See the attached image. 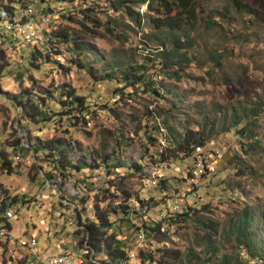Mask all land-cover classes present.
Listing matches in <instances>:
<instances>
[{"label":"rangeland","instance_id":"obj_1","mask_svg":"<svg viewBox=\"0 0 264 264\" xmlns=\"http://www.w3.org/2000/svg\"><path fill=\"white\" fill-rule=\"evenodd\" d=\"M23 2L25 3L23 9H19L17 3L13 4L15 8L18 7L16 17L31 13L46 29L49 36L52 30L62 27L68 32L77 34L78 24L93 30L78 13L85 6L76 0L62 6L50 0H23ZM235 2L247 6L254 12L255 17L239 11ZM5 3L6 0H0V5ZM95 4L98 6L97 14H102L99 17L104 27L97 30L96 38H91L89 35L84 37L94 46L95 51L91 53L102 57L99 62L90 64L93 70H98L102 61L111 58L120 59L125 64H141L147 57L152 58L154 50L151 49L154 44L149 42L148 47L144 45L149 32L146 22H141V25L137 26L119 13L107 11L103 0L95 1ZM88 5L89 1H86V6ZM196 7L198 14L193 36L197 45L191 52L195 56L194 62L184 70L188 77L182 78L179 82L163 76H159L156 80L167 88H175L176 92L183 96L177 97L180 101L178 104L171 95H166V100H160L143 93H137L129 99L130 95H126L123 90L122 94L117 92L115 94V88L122 89L121 84L117 85L108 80L93 81L85 68L72 66L69 63L73 55L70 56L66 51L67 47L61 44L52 46L54 48L50 52L40 51L41 54L47 52L49 62L30 61L29 57L34 46L19 40L16 25L10 27L4 21L0 22V50L4 60L0 61L2 65L0 150L7 152L8 157L12 159L13 153L6 146L16 137L22 136L23 141L24 139L32 141L35 137L40 139L64 137L78 142L85 155L100 152L108 157L114 155L125 163L137 162L143 166L141 174H136L129 180L133 192H137L139 198L142 200L152 198L150 204L152 207L147 215L152 220H159L164 214L176 212V206L172 201L178 204L179 209L182 210L180 213H183L186 207L195 208L198 210L195 212L196 216L209 218L217 224L215 244L219 245L220 254H226L235 251L232 236L228 234L230 221L239 215L242 208L254 204L261 205L264 202V123L256 122L252 125L253 130L260 137V150L248 157L239 156L245 167V171L242 172L238 168L237 161L234 160L237 153V137L232 130L228 133H217L206 142V149L217 150V155L209 162L214 171L205 174L204 179L199 177L191 180L184 175L181 161L152 166L149 164L150 160H141L143 147L147 146L144 131L153 132L154 135L157 133L155 135L157 143L146 153L150 154L165 146V131L161 125L164 119H167L169 125L178 131L184 126L195 130L202 115L219 118L230 106L264 98V0H196ZM46 9L49 12H45ZM223 9L227 10L226 15L223 14ZM136 10L140 14L153 16L152 13L146 12L145 6H140ZM214 10L221 14V18L213 19L217 26L206 28L205 22ZM68 14L72 21L62 19ZM42 16L50 21H41ZM107 20L113 21L114 24H107ZM105 28H112V34L106 32ZM47 41L48 39L46 43ZM36 45L39 48L44 47L43 39H37ZM211 52H215L218 56L220 67L213 66L208 59V53ZM91 53L83 58V64L91 61ZM29 63L35 64L37 68L29 66ZM149 73H152V70ZM30 79L34 80L35 89L41 90L53 91L61 84L69 85L75 94L86 98L93 115L86 119L85 125L66 128L67 133L65 131L62 133V128H55L52 124L42 127L29 124L11 101V96L18 94L20 89L29 88ZM172 104H176L177 108H172ZM49 106L56 108L52 103H49ZM103 106H106V109H102ZM102 145H104L103 150ZM20 155L21 164L15 174L6 175L0 172V189L7 193L0 191L1 197L4 196L8 202L9 198L15 196L18 198L23 194L25 197V202L23 201L25 207H19L23 211L17 213L16 217H8L10 207L5 208L7 211L4 215L11 224V237L8 239L0 237L2 242L0 264H34L32 247L30 246V252L27 247L21 246L26 243H20L34 235L37 236L35 244L37 249L40 248L39 252L46 251L48 254H53L55 252L53 249L61 244L60 250L72 252L76 260L79 259V264H100L104 261L101 253L93 254L77 249L78 241L73 235L75 229H71L69 233L73 239L63 241L58 229L51 227V224L56 220L61 222L67 216L73 219L76 212L82 219L90 218L93 203L101 199L100 195H96L97 188L105 186V183L114 176H106L103 169L99 168L91 173L83 171L86 172L85 175H82V172L72 174L64 180L55 178L49 183L43 181L31 151ZM15 162H17L16 158L13 160L14 164ZM45 170L43 166V171ZM114 173L122 176L124 170L116 169ZM85 177L88 178L86 182L90 184L88 189L77 181ZM159 180L167 183V195L171 201L166 199L165 205L166 209L172 212L162 210L163 203L161 205L160 200L163 195L156 187ZM173 189L176 191L173 192ZM95 195L97 199H94ZM113 201L120 203L121 200L117 198ZM128 205L135 206L136 203L129 200ZM201 206H205L210 214L201 211ZM130 223L137 225L136 220H131ZM66 225L68 228L75 227L69 225V219ZM121 225L120 233L116 238L122 240L130 252L137 243V233L127 228L126 223ZM169 233L172 240V244H169L170 248H177L180 251L187 248L195 252L199 250L195 243L199 242L201 233L191 223L172 227ZM258 234L259 238H263L264 247V221L260 223ZM70 242L71 244L67 245ZM147 248L148 243L142 242L134 259L128 260L127 264H139L137 252ZM85 254L88 256L86 259ZM248 264H259V262Z\"/></svg>","mask_w":264,"mask_h":264},{"label":"trees","instance_id":"obj_2","mask_svg":"<svg viewBox=\"0 0 264 264\" xmlns=\"http://www.w3.org/2000/svg\"><path fill=\"white\" fill-rule=\"evenodd\" d=\"M16 1V2H15ZM6 0L5 4L0 5V20L11 26L25 25L29 20L16 19V11L13 4L17 3L19 9H23L25 4L23 0ZM60 6L72 3L75 0H50ZM82 3L85 8L79 10L81 18L89 24L93 30H90L78 24L79 32L77 34L68 32L65 27L55 28L49 34H45L48 41L45 48L34 46L33 52L30 54V61L37 63L40 61H48L47 52L41 54L40 51H51L55 44L64 45L66 51L73 55V59L68 62L72 66L85 68L88 75L93 81H113L115 84L122 85L121 88H115V94H122V90L126 95L136 96L137 93L149 94L160 100L165 99L166 95H171L177 100L181 98V94L176 92L174 88H167L160 84L159 76H163L169 80L179 82L182 78L188 77L185 68L194 62L195 56L191 52L195 49L197 43L193 36L197 20L196 0H103L107 11L119 13L121 16L131 20L135 25H141L146 22L149 32L144 45L148 47V43H153L154 53L151 57H147L141 64H125L122 60L111 58L100 63L98 70H93L90 64H95L102 60V57L91 53L95 49L85 40V36L91 38L98 36L97 30L104 27L100 20V15L96 11L98 0H76ZM86 1L89 5L86 6ZM239 11L250 17H255L252 10L247 6L235 2ZM145 6L147 13L153 16L140 14L136 9ZM226 9L223 14L226 15ZM24 10L23 13H25ZM45 12H49L48 9ZM43 12V13H45ZM212 15L205 22V27L217 26L213 22L215 17L221 18V14L214 10ZM222 18H224L222 16ZM72 21L69 14L64 18ZM114 22L107 20V24ZM5 25V24H4ZM19 31V29H18ZM105 31L112 34V28H105ZM5 36L6 33H3ZM4 36V38H5ZM8 36V35H7ZM3 39V36H2ZM6 39V38H5ZM11 43V41H9ZM56 48V47H55ZM57 53V51H55ZM92 54L90 62L83 64V58L88 54ZM60 54V53H58ZM208 59L213 66L220 67L218 56L215 52L208 53ZM0 61L3 55L0 50ZM155 63V64H154ZM29 66L37 68L33 63ZM152 70V73L149 71ZM158 70V71H157ZM2 65L0 64V77ZM27 73V70H25ZM98 73V75H97ZM18 77H21L18 75ZM34 91V93H33ZM165 93V95H164ZM11 101L19 109L21 116L31 125H39L40 127L52 124L55 128H62L61 132L67 133L69 127L85 125L87 118L93 115L86 102V98L78 96L75 91L67 84H61L53 91L35 89L34 80L30 79V87L20 89L19 93L11 96ZM177 104L180 101H175ZM49 103L55 104L56 108L49 106ZM177 105L172 104L171 107L176 109ZM106 109V106L102 107ZM256 122L264 123V98H256L253 101L244 102L242 105L230 106L228 111L223 113L219 118H210L202 115L200 121L196 125L195 130L189 129L187 126L176 128L169 125L167 119L161 122L165 131V146L155 152L146 153L156 144V136L153 132L144 131L147 146L143 147V155L141 160L148 159L152 166L171 163L173 161H182L185 157H190L194 149L198 151L204 150L206 142H208L217 133H228L233 131L237 137V153L234 160L238 163L239 170L245 171L243 161L239 156L254 155L260 150V137L253 130L252 125ZM158 130V129H157ZM160 137V135H159ZM23 137H16L6 147L13 153L12 159L8 157V153L0 150V172L2 174L11 175L17 172L21 162V155L31 151L36 167L43 176V181L51 182L55 178L64 180L72 174L85 175L83 171L88 173L102 168L106 176H114L105 183V186L97 188L96 195H100L101 199L96 200L91 207V217L81 218L79 213L73 215L77 230L73 232L76 236L77 245L81 248L83 244L86 246L87 253L98 254L104 256V261L100 264H127L129 255L128 248L122 240H118L119 228L122 223L127 224V228L134 230L135 234L143 235V242L148 243L146 250L137 252V260L139 264H248L249 262H259L264 264V247L262 239L258 237L260 223L264 221V202L261 205H252L242 208L239 215L232 219L228 234L232 236L234 249L233 253L220 254L219 245L215 244V236L217 235V224L209 218L196 216L195 208L186 207L183 213L164 214L159 220H152L147 212L152 207L150 204L152 198L142 200L137 192H133L130 178L134 175H140L143 166L137 162L125 163L112 155L111 157L99 153L85 155L82 152L81 145L78 142L71 141L64 137H51L40 139L35 137L32 141ZM104 145H102V150ZM217 151V150H216ZM17 159L16 164L13 160ZM43 166L46 170L43 171ZM116 169L124 170L123 175L114 173ZM206 176H200L204 179ZM88 178L77 180L89 188L90 184L86 182ZM159 192L163 195L162 203H167L168 186L166 181L159 180L157 186ZM239 187V186H238ZM83 191V189H81ZM3 193L4 190L0 189ZM176 191L175 189L172 190ZM85 192V190H84ZM86 193V192H85ZM7 194V193H6ZM94 199H97V196ZM23 198V199H22ZM120 198V203H115L114 199ZM19 200V201H18ZM23 194L20 197L9 198V202L0 205V227L5 228L8 233L11 231V224L5 217V208L18 204L23 208ZM133 200L136 205L129 206L128 201ZM171 200V199H170ZM25 202V201H24ZM3 203V204H2ZM201 211L210 214L205 207H200ZM116 217V219L114 218ZM110 218L112 220H110ZM114 218V219H113ZM131 220H136V224H131ZM185 223H191L201 233L199 242L195 244L199 250L187 248L180 251L177 248H170L172 244L170 229L179 227ZM80 238V240H79ZM0 241V248L2 247ZM87 254L84 255L86 259Z\"/></svg>","mask_w":264,"mask_h":264},{"label":"built area","instance_id":"obj_3","mask_svg":"<svg viewBox=\"0 0 264 264\" xmlns=\"http://www.w3.org/2000/svg\"><path fill=\"white\" fill-rule=\"evenodd\" d=\"M43 17L44 16H42L41 21L45 20L47 22L49 20L48 18H43ZM16 19L29 20V27H21V30L18 31L19 40L22 43L32 44L34 46L35 39H43L44 49H46L45 48L46 29L40 23H38L37 20H35L33 15L29 13L23 16H18L16 17ZM0 22L3 21L0 20ZM216 155H217V151L215 150L206 149V147H204V151H197V148H195L193 153L190 155V157H185L182 159L181 161L183 164L182 173L191 180L193 179L195 180L198 179L200 176L212 173L214 171V168L211 167V165H209V162L211 158ZM172 204L176 206V214L182 211L179 209L177 203L172 201ZM162 210L164 212H168L167 209H165V205L162 206ZM17 213H18V207L16 208V210H10L8 217H16ZM136 239H137V243L135 247L130 252H128L130 259H134L137 249L139 248L140 244L144 241L143 235L141 233H138L136 235ZM63 241H67V240H63ZM28 244H30L32 247V256H33L34 264H47V259H55L57 260V264H79V259L76 260L72 252H66V251L63 252L62 250H60L61 247L59 245L56 246V248L59 250L56 251L55 254L46 257H40L37 252V246L35 245L34 236L28 239ZM77 249L78 250L86 249V246L83 244L81 248L78 246Z\"/></svg>","mask_w":264,"mask_h":264},{"label":"crops","instance_id":"obj_4","mask_svg":"<svg viewBox=\"0 0 264 264\" xmlns=\"http://www.w3.org/2000/svg\"><path fill=\"white\" fill-rule=\"evenodd\" d=\"M14 28V27H13ZM9 210H16V208H15V206H10V208H9ZM68 217L69 216H67L66 217V219H68ZM65 218V217H64ZM64 218H63V221H61V222H59L58 220H56V221H54V222H52V224H51V227H55V225H56V229H58L57 231L59 232V236H61L62 237V240H70L72 237L70 236V231H71V228H68V226L66 225V223H67V221H64ZM69 225H71V226H75L76 227V225H75V221H74V219H71V218H69ZM64 232V233H63ZM65 233H66V235H65ZM67 234L69 235L68 237H67ZM34 237H37L36 235H34ZM73 239V238H72ZM27 243H28V240L26 241ZM20 243H24L25 244V242H20ZM69 244H71V242L70 243H68L67 245H69ZM30 244H28V246H29ZM59 246L61 245V244H58ZM61 247V246H60ZM29 249V248H28ZM40 249V248H39ZM39 249H37V252H38V254H39V256L40 257H46V256H49V255H53V254H55L56 253V251H58L59 249H57L56 247L53 249V254H48L46 251L44 252V253H42L43 251H38ZM32 254V253H31Z\"/></svg>","mask_w":264,"mask_h":264},{"label":"bare ground","instance_id":"obj_5","mask_svg":"<svg viewBox=\"0 0 264 264\" xmlns=\"http://www.w3.org/2000/svg\"><path fill=\"white\" fill-rule=\"evenodd\" d=\"M21 27H29V23H27V24H25V25H21V24H19L18 25V29H19V31L21 30ZM45 34H46V32H45ZM46 39H47V37H46V35H45V44H46ZM37 39H35L34 40V46H35V41H36ZM165 137V136H164ZM197 151H198V149H197ZM2 195H0V205H1V202H6L7 200H5V197L3 196V197H1ZM23 199V198H22ZM19 201V200H18ZM169 201V200H168ZM2 203V204H3ZM166 203V202H165ZM22 204H24V202L22 203ZM25 205V204H24ZM163 205H165V204H163ZM23 206V205H22ZM170 206V205H169ZM173 206V205H172ZM15 207L17 208L18 207V213L19 212H21V211H23V210H21V209H19V205L18 204H15ZM25 207V206H24ZM23 207V208H24ZM165 209H166V205H165ZM7 210H5V212H6ZM167 211H168V209H167ZM69 219V218H68ZM68 219H66L65 218V221H67ZM74 219V218H73ZM67 224V223H66ZM71 229H75V230H77V227H74V228H72V227H70ZM11 232V231H10ZM0 237L1 238H9V237H11L10 236V233H8L7 232V230H5V228H1L0 227ZM1 241V240H0ZM22 241V240H21ZM25 243H26V245H21V246H25V247H27V248H29V250H30V246L31 245H29L28 246V243L25 241ZM36 245V244H35ZM37 246V245H36ZM79 250H86V249H79ZM30 252H31V250H30ZM32 253V252H31ZM129 260V259H128ZM47 264H57V260H55V259H47Z\"/></svg>","mask_w":264,"mask_h":264}]
</instances>
